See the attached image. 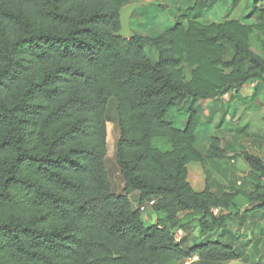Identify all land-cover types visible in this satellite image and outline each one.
Returning a JSON list of instances; mask_svg holds the SVG:
<instances>
[{
    "label": "trees",
    "instance_id": "obj_1",
    "mask_svg": "<svg viewBox=\"0 0 264 264\" xmlns=\"http://www.w3.org/2000/svg\"><path fill=\"white\" fill-rule=\"evenodd\" d=\"M131 1L0 0V264H179L195 254L201 264L241 259L220 238L229 219L264 211V160L236 153L219 137L198 150L206 126L195 106L224 95L237 99L244 86L264 82V4L238 20L200 26L196 14L155 37L124 39L117 37L120 12ZM142 43L155 49L156 62ZM110 101L121 195L112 193L105 168ZM230 152L258 185L248 192L229 181L214 193L206 183L194 191L187 166ZM152 199L150 224L138 207ZM188 222L201 236L192 247L173 239V230L185 232Z\"/></svg>",
    "mask_w": 264,
    "mask_h": 264
},
{
    "label": "rangeland",
    "instance_id": "obj_2",
    "mask_svg": "<svg viewBox=\"0 0 264 264\" xmlns=\"http://www.w3.org/2000/svg\"><path fill=\"white\" fill-rule=\"evenodd\" d=\"M257 2H260L259 7L264 4V0H219L218 3L211 6L202 5L198 0H133L131 5L139 4L140 6L131 14L130 28L133 34L142 37H155L172 29L176 21L185 22V19L193 18L196 14H199L196 23L200 26L210 22H220L224 17L232 20L241 19ZM251 46L256 52L260 51V44L253 37ZM141 48L148 60L157 61V53L151 45L142 43ZM229 98L230 96L227 101L220 102L209 99L202 100L200 106H195L198 123L206 126V129L200 134L196 148L203 151L210 146L213 137H219L222 144L229 143L236 153L244 149L251 154L263 156L264 159V110L253 103L248 110L241 108L238 99L229 100ZM107 129L105 168L112 193L121 195L123 181L115 163V144L118 139L117 115L116 106L112 101H110L107 110ZM254 137L260 140L254 141ZM159 144L167 147L165 142ZM236 153L230 152L226 159L210 161L205 165L190 164L188 182L192 189L200 190L208 183L211 185L212 191L219 193L221 188L228 187L229 181H236L241 185H246L247 191L251 192L258 185V181L251 174L247 165L236 158ZM237 183L236 187H239ZM136 204V201L133 200L132 207H137ZM142 217L145 223L155 222V220L151 222L155 216L150 210L143 213ZM198 229L196 223H187L184 245L192 247L201 242ZM225 231L223 242L231 243L241 253L239 261L226 264H255L264 261V211L249 214V210H246L241 217L229 219ZM218 237L215 234L211 239L216 240Z\"/></svg>",
    "mask_w": 264,
    "mask_h": 264
},
{
    "label": "crops",
    "instance_id": "obj_3",
    "mask_svg": "<svg viewBox=\"0 0 264 264\" xmlns=\"http://www.w3.org/2000/svg\"><path fill=\"white\" fill-rule=\"evenodd\" d=\"M238 100V104L241 108H246L248 110L249 106H251V104H256L258 106L261 107V109L264 110V82H259L256 84H250V85H246L243 88H241V90L239 91V97L237 98ZM202 102V101H201ZM201 102H199L197 104V106H200ZM222 120V119H221ZM257 135V134H256ZM254 141L256 140H260L257 137L253 138ZM263 157V156H262ZM263 159V158H262ZM264 160V159H263ZM190 164L187 166V169H189ZM205 188V186H204ZM204 188L200 189V190H195L196 192H202L204 190ZM212 190V189H211ZM214 192V191H212ZM215 193V192H214ZM129 200L132 204V201L135 200L136 203L138 201V193H133L130 197ZM187 215V213H181L178 215V220L182 219L183 217H185ZM143 219V217H142ZM155 218L151 219V222H154ZM228 222V221H227ZM227 225V223H226ZM226 228V227H225ZM226 230V229H225ZM225 232V231H224ZM228 233V232H227ZM225 235V233L223 234V236ZM223 236L220 238L221 241H223L222 239Z\"/></svg>",
    "mask_w": 264,
    "mask_h": 264
},
{
    "label": "built area",
    "instance_id": "obj_4",
    "mask_svg": "<svg viewBox=\"0 0 264 264\" xmlns=\"http://www.w3.org/2000/svg\"><path fill=\"white\" fill-rule=\"evenodd\" d=\"M228 97H229L228 95H224L223 97L220 98V101H227ZM154 203H155V200L152 199L146 204L138 207V210L142 213H145L148 209H150L154 205ZM212 212L214 215H217L219 213L217 209H213ZM185 236H186V233L184 232L182 228H177L173 230V239L175 242L180 243L185 238ZM198 262H200L199 257L195 254V255H191L190 257L180 261L179 264H196Z\"/></svg>",
    "mask_w": 264,
    "mask_h": 264
},
{
    "label": "water",
    "instance_id": "obj_5",
    "mask_svg": "<svg viewBox=\"0 0 264 264\" xmlns=\"http://www.w3.org/2000/svg\"><path fill=\"white\" fill-rule=\"evenodd\" d=\"M139 4H132L127 7H124L120 12V24L121 30L117 33V37L120 38H129L132 35L131 28H130V18L132 12L138 8Z\"/></svg>",
    "mask_w": 264,
    "mask_h": 264
}]
</instances>
